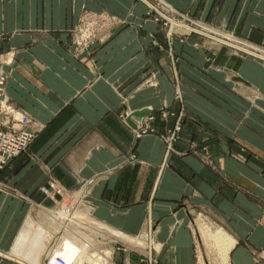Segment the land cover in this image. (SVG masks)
Masks as SVG:
<instances>
[{
    "label": "crops",
    "instance_id": "0c3cea01",
    "mask_svg": "<svg viewBox=\"0 0 264 264\" xmlns=\"http://www.w3.org/2000/svg\"><path fill=\"white\" fill-rule=\"evenodd\" d=\"M165 1L264 44V0ZM148 5L0 0L5 96L35 134L0 177L19 167L7 180L20 177L35 200L46 180L63 196L83 191L103 222L92 218L149 243L157 264H195L200 211L235 240L230 263L252 264L264 253V63L202 33L167 36ZM5 197L1 239L12 250L30 203ZM118 252L135 264L133 248Z\"/></svg>",
    "mask_w": 264,
    "mask_h": 264
},
{
    "label": "rangeland",
    "instance_id": "374dc122",
    "mask_svg": "<svg viewBox=\"0 0 264 264\" xmlns=\"http://www.w3.org/2000/svg\"><path fill=\"white\" fill-rule=\"evenodd\" d=\"M148 1L152 4V6L150 7L148 5L149 10L147 11V15L155 19L162 27L165 28L167 32V36H171L174 33H177L180 35H186V34L193 33L184 26H178L176 24L171 26V20L168 19L169 17H172L173 19L178 20V21H182L184 25L190 24L198 29L200 28V26L197 22L200 21L209 27H215L217 29H222L227 32H233V31L225 29L224 27H218L215 25H211L207 23L206 21L198 17H195L191 13L187 11H182L171 4L167 5L168 2L165 0H148ZM161 13H164V15L166 16H164ZM233 33L236 34V36L238 37H241V38H244L250 41L247 37H244L235 32ZM253 43L264 46V44L262 43H257V42H253ZM229 47L233 48L232 46H229ZM237 52H241V51L238 50ZM262 62L264 63V61ZM148 83H150V81H148ZM176 94H177L176 97L179 98L178 93ZM12 123L13 121H11V124ZM12 127L13 129H16V130L19 129V128H14V126ZM179 128H180V125L176 124L175 127L171 129L165 136L166 144H167L166 147L168 151H170L172 148V142L177 137V133L180 130ZM145 130L151 131L153 130V127L150 126V127H146L142 129V131H145ZM31 141L28 143L26 148L22 150L21 152H19L18 154L25 151L28 148ZM191 146L193 145L191 144L190 146H188V148L192 149L193 147ZM11 158H9L7 162L1 168H3L6 164L10 165L11 161L9 160ZM17 169H19V167ZM17 169L15 166H11V167L9 166L6 169V174H4L6 175L5 178L0 177V193H3V195L1 194L0 196V204L2 205V203L6 199L5 196L9 195L12 198L16 197L17 199H21L23 203L29 202L30 208L28 212L26 213V215L24 216L25 218L23 221V225L25 224L23 226L24 229L19 235L12 250H10L9 247H6L4 243L2 242L1 238L3 237L2 230H3L4 225L0 226V264H35L36 261H38L39 264H52V262L54 263L52 256L57 252L59 245L64 244V243L70 244L71 241H69V239L73 241L71 242V244L75 248L77 247V253H80L83 249V245L87 244V246H89L90 249L89 248L87 250L84 249L83 251L86 252L91 257V259L97 258V254L99 255V254H104L105 252H109L105 260L99 259L98 264H123V258L119 256L120 255L119 252L118 254H116V252L123 251L124 249L127 248V246H130L131 248H133L135 253L137 254L134 256V258L131 259V260H134L133 263L135 264H157L158 259L155 258L154 256H149V254H147L144 251V249L150 248L149 243H146L147 245L146 247H143L138 244H131L129 243V241H126L121 237H118V238L112 237L109 234L107 235L106 232L102 233L103 231L101 233L100 231H98V233L95 232L90 226H88V224L84 223V219H80L81 223L77 222L76 220H73V218L71 219L70 215L72 216L75 207L78 206L79 204H80L79 207L82 209L88 208L89 200L86 198L83 191H80L79 189H74L69 194H65L63 196L62 189L60 187L55 185L53 181L46 180L42 183H39L38 186L34 188V189H38V192H40V197H39L40 200L31 199L30 195L25 193L24 187L21 186L19 182L20 177H18L17 179L10 180V181L7 180V178L11 176V173L15 172ZM81 198H83L82 203H80ZM89 211L94 218H97L91 212L90 209ZM3 212L4 210L3 211L0 210V221H2L3 219V215H2ZM61 212H64V213L66 212L67 217H59L58 215ZM63 218H64V222H63ZM192 220H193L192 222H193V228H194V233H195L194 242H193L195 264H231L230 254H229L227 262H224L223 260L218 258L217 253H216V248H214L211 245H208V243L204 239V236L202 235V231L205 229H210V231H213L214 229H217V228L221 229L220 227L216 226L218 224H215L212 221H210L207 218V216L200 211L193 213ZM62 222L64 223V225L66 222L67 226L62 225L63 224ZM154 226L155 224L153 225V229H155ZM47 233L51 234L50 238L49 236H47ZM34 235L39 236L41 240L30 241L28 237L29 236L32 237ZM46 236L48 240H46L47 239L45 238ZM81 236L83 237L84 240L82 239ZM88 239L91 242H88L89 241ZM86 241L88 243H86ZM90 246L93 248H91ZM155 247L156 249L157 248L159 249L158 246L155 245ZM261 254H264V253H261ZM116 255L118 256L116 257ZM92 256H96V257L93 258ZM56 259H60V258L56 257Z\"/></svg>",
    "mask_w": 264,
    "mask_h": 264
},
{
    "label": "built area",
    "instance_id": "2783aa9c",
    "mask_svg": "<svg viewBox=\"0 0 264 264\" xmlns=\"http://www.w3.org/2000/svg\"><path fill=\"white\" fill-rule=\"evenodd\" d=\"M197 23L200 26L199 29L189 24L194 32L204 34L203 32L207 31L210 34V36L207 35L208 37L219 38L222 43L232 46L234 50L264 61V46L238 37L233 32L209 27L200 21ZM5 79L6 74L0 64V168L9 158L24 150L34 137L32 130L26 127L29 122L28 115L8 104L4 90ZM18 111H20L19 116L15 115ZM11 121L19 122V129H13ZM252 264H264V254L260 253L254 257Z\"/></svg>",
    "mask_w": 264,
    "mask_h": 264
},
{
    "label": "bare ground",
    "instance_id": "6f19581e",
    "mask_svg": "<svg viewBox=\"0 0 264 264\" xmlns=\"http://www.w3.org/2000/svg\"><path fill=\"white\" fill-rule=\"evenodd\" d=\"M151 6L152 5H150V7ZM161 14L164 15V13H161ZM164 16H166V15H164ZM168 19L171 20V26H173L175 24L178 25V26H184L188 30L194 32L190 25H187V24L184 25L182 23V21L175 20L172 17H169ZM205 32H207V31H205ZM205 32H203L205 35H209L210 36L209 32H207V33H205ZM212 39H214V41L222 43L219 38H216V37L213 38L212 37ZM19 114H20V111L15 112V115L19 116ZM130 114L134 115V116H141V115L132 114V112ZM131 115H129V116L131 117ZM82 199L83 198L80 199V203H82ZM79 205L78 206L75 205L76 207H75V209L73 211V214H72V216L70 215L71 219L73 218V220H76L77 222H80L81 221L80 219H84V223L88 224V226H90L97 233H98V231H100V233L103 231L102 233L106 232L107 235L109 234L110 236H115L117 238L121 237L124 240L129 241V243H131V244H138V245H141L143 247L146 245L145 242L142 239H140V238L132 237V236H128L126 234L120 233V232H116L113 229H111V228L99 223L94 218H92V216L89 214L88 209H82V208L79 207ZM66 215H67L66 212L65 213L61 212V213H59L58 216L59 217H67ZM63 222H64V218H63ZM72 222H74V221H72ZM62 225H64V223ZM65 225H66V222H65ZM68 231H70V230H68ZM69 233H71V232H69ZM50 235L51 234L47 233V236H49V238H50ZM202 235L204 236V239L208 243V245H211L214 248H216L217 257L220 258L221 260H223L224 262H227L228 257H229V252H230L231 248L234 246L235 240L232 237H230L227 233H225L222 229H218V228L214 229L213 231H210V229H205V230L202 231ZM47 236L45 238H47ZM86 238H85V240H86ZM82 239H83V237H82ZM29 240L30 241H32V240L33 241H39V240H41V238H39V236L34 235L32 237L29 236ZM46 240H48V238ZM69 241L73 242L70 239H69ZM71 242H70V244L64 243V244L59 245V248L57 249V252L52 256L53 261H54V263L52 262V264H98L99 259L105 260L107 258V254H109V252H105L104 254H99V255L97 254V258L91 259V257L86 252L83 251L84 249L87 250L89 248V246H87V244L83 245V249H82V251L80 253H77V247L75 248L71 244ZM88 242H91V241L89 240ZM88 242L86 241V243H88ZM91 248H93V247H91ZM56 257H59L60 259H56ZM92 257L94 258L96 256H92ZM32 262H34V261H32ZM35 264H39V262L36 261Z\"/></svg>",
    "mask_w": 264,
    "mask_h": 264
},
{
    "label": "water",
    "instance_id": "95a60500",
    "mask_svg": "<svg viewBox=\"0 0 264 264\" xmlns=\"http://www.w3.org/2000/svg\"><path fill=\"white\" fill-rule=\"evenodd\" d=\"M148 112L147 108H143V109H139V110H134L132 111V114L135 115H144L145 113ZM127 121L131 124V125H135L134 121L131 119L130 116H127Z\"/></svg>",
    "mask_w": 264,
    "mask_h": 264
}]
</instances>
